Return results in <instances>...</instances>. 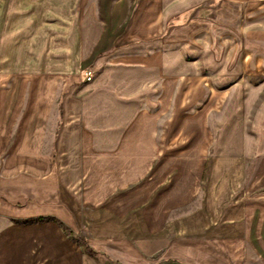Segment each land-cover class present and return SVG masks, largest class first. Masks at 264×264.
Here are the masks:
<instances>
[{"label": "crops", "instance_id": "0c3cea01", "mask_svg": "<svg viewBox=\"0 0 264 264\" xmlns=\"http://www.w3.org/2000/svg\"><path fill=\"white\" fill-rule=\"evenodd\" d=\"M0 264H264V0H0Z\"/></svg>", "mask_w": 264, "mask_h": 264}, {"label": "rangeland", "instance_id": "374dc122", "mask_svg": "<svg viewBox=\"0 0 264 264\" xmlns=\"http://www.w3.org/2000/svg\"><path fill=\"white\" fill-rule=\"evenodd\" d=\"M72 239L75 241V242H78L80 245L82 246H85L86 247V238L85 236L81 233L79 235H73L72 236ZM86 255L88 257V260L87 262L89 263L90 261H95V262H98V259L96 258V256H94L93 254H91L89 251L86 250Z\"/></svg>", "mask_w": 264, "mask_h": 264}, {"label": "built area", "instance_id": "2783aa9c", "mask_svg": "<svg viewBox=\"0 0 264 264\" xmlns=\"http://www.w3.org/2000/svg\"><path fill=\"white\" fill-rule=\"evenodd\" d=\"M86 75H87V82H90L92 80V73L88 72Z\"/></svg>", "mask_w": 264, "mask_h": 264}]
</instances>
